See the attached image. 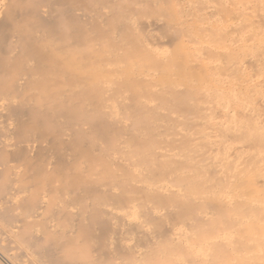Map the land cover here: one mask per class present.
Here are the masks:
<instances>
[{"label": "bare ground", "instance_id": "bare-ground-1", "mask_svg": "<svg viewBox=\"0 0 264 264\" xmlns=\"http://www.w3.org/2000/svg\"><path fill=\"white\" fill-rule=\"evenodd\" d=\"M157 4L0 0L5 264H264V164L255 163L264 153L211 141L203 129L195 137L197 94L161 86L158 95L136 78L150 67L144 43L155 46L150 34L162 29L138 24L136 11L151 15ZM137 48V61L150 58L135 66L143 74L122 67ZM91 71L105 78L92 81ZM172 110L188 113L182 128L195 135L175 129L184 121Z\"/></svg>", "mask_w": 264, "mask_h": 264}, {"label": "rangeland", "instance_id": "rangeland-1", "mask_svg": "<svg viewBox=\"0 0 264 264\" xmlns=\"http://www.w3.org/2000/svg\"><path fill=\"white\" fill-rule=\"evenodd\" d=\"M141 1L151 2L154 0H141ZM155 1H158L157 4L158 6L156 5L152 8L153 12L152 10L150 11V13H152L151 15L147 14L148 12L147 13L143 12L148 16L146 15L147 16L146 17L145 14H142V16L144 17H141L140 11L139 12L136 11L138 14H140V16L138 15L139 18H141L138 19L136 17L138 19V20L136 19L138 24L139 22L150 23L151 21L152 22L155 21L156 23L158 22L159 23L158 25H160V28H162L160 30L158 26L157 28L159 30L156 29V31L158 30L157 32H153L150 34L151 36L152 34L153 36H156L153 37V40L156 43L155 46L150 45L148 43L149 41L144 43L145 46L144 48L153 50L151 52H149L150 50H148L147 52L146 50H144L143 52L145 53H142V55H144L149 52L150 55H152L149 56L148 55L149 53L147 54L149 57H151V59L148 58L150 59V67L148 68L149 64L147 63L148 66H146V68L148 69L143 71L144 74H146L145 71L148 73V77L147 75H145L143 79L142 77L144 76V74L143 72L142 73L140 72L142 70L140 71L138 70L139 73L143 75L136 76V78L140 77L139 79H141L142 82L138 78L137 80H139L142 83V87L143 86L147 88L151 87L150 89L151 90L153 89V92L158 93V95H160L159 89L161 86L162 88H165L163 91H165L166 88L167 90L169 89L172 90V92L170 90L169 91L166 90L165 91L166 94L168 92L170 94L171 92V94L173 95L176 91L177 92L179 91L180 94H183L184 96L189 94V92H191V94L192 93L197 94V96L195 97L196 99H194L196 101L191 102L189 99L190 101L189 103L195 105L193 102H196V105L199 106L198 108L199 112L197 114L200 115H198L199 117L197 115H196L197 117L195 116L197 119H195V117L193 116L194 117L193 121L195 123H193L192 120L190 122L189 120L190 118L188 117L189 118L188 119L186 117L187 125L193 123L195 127L196 123L198 122L196 126L197 127L196 129L198 130H196V132H194L195 128H193L194 130L193 129L191 130L186 127H183L184 131H182L183 130L182 126H184L185 124L184 117L188 113L184 114V117H179V116H183L184 112L182 113V115L181 113L180 115L177 114L178 111L177 112L175 111L177 115L174 113L171 114L173 110L170 111L169 113L170 116L173 117V119L175 118V120L177 119V121L178 120L184 121L182 122L183 125L180 121H178V123L179 122L181 123V126L178 127L180 124L179 123L177 128H175L178 132L182 133V135L183 133L186 135V134H192L194 132L196 135L194 133L192 135H195L196 137L200 135L199 130L203 129L201 132H204V134L207 135L206 136L207 138L209 136V140L215 139L216 141L214 142H218L220 141L218 137L221 140L222 139L225 140L226 138L227 142H229V144H231L232 146L238 145V147L236 148H239V146L248 147V148H242L243 150L245 149L244 152L248 153V151L249 152L251 151L253 153L254 151L255 152L254 155H256L257 151L258 152L260 151L263 154L264 153V0H167V1L155 0ZM139 8L141 10L143 9L141 7H138L137 10H140ZM158 10L162 12H159ZM157 11L159 12V14ZM155 15H157V19H154V17L156 18ZM158 15L159 16L161 15V17H159ZM168 16L170 19L168 18ZM165 28L166 30H169V32L166 31L163 32ZM137 51L138 48L136 49V56H133L134 53L131 54V56L134 59L136 58L138 59V55L140 58V54L142 50L140 49V52ZM129 55L127 57L128 59H130V61L126 63L123 60L125 57V61H127L128 60L127 57L126 56L122 57L121 61H123L122 63H124L122 67L125 68L128 66L127 69L125 68V70L129 71L130 69H132L133 66L134 67L133 69L135 70L132 69V71L133 72L137 71L136 69L137 66H140L138 65V62H141L143 58L141 56V60L139 59L140 61L139 60L137 61L136 59L137 62L136 64H134L135 63L134 59L132 57L129 58ZM152 57L154 58V60ZM148 59L146 60L148 61ZM131 61L133 63H131ZM144 61L145 60H143V62ZM152 61L153 62L156 61L155 62L156 64L154 63L155 66L152 63ZM157 62H159V64ZM151 66L152 69L154 68L153 70L151 69ZM160 67L163 68L159 70ZM155 68H156V72L154 71ZM138 69H142V68L138 67ZM149 69H151L152 72H149L150 71ZM125 70H124L125 74H128L130 72V71L129 72L126 71L127 72L126 73ZM91 72L93 73L94 71ZM96 73L95 72L93 73L94 77H92L93 75H90L92 77V81H94L93 78L96 77L97 75ZM104 73L105 72H103V76ZM149 74H151L152 77L151 75L149 76ZM101 75L97 76L98 78L99 77L101 78L99 79L97 78L98 80L95 78V81L96 80L99 81L100 79L103 80L105 78ZM123 77L125 78V75ZM122 80L121 82L124 81ZM145 80L146 81L151 80V81L149 83L146 82L147 84L143 85L145 84ZM158 80L160 81V84H158L159 82ZM139 81L137 83H139ZM156 81L158 82L156 83ZM169 82L171 83V86H169L170 85ZM150 83H153V85H155L156 88L155 86H151L152 84L148 86V84ZM183 91L185 94L187 92L188 93L185 95ZM110 93L113 94L114 92H110ZM112 94H110L111 97ZM166 94L164 95L161 94V95L164 97ZM166 96L168 97L169 95ZM186 97H189V95ZM153 98L156 101L160 97L157 98L156 96L157 99L155 97ZM166 100H170V99L166 98ZM112 101L113 98L111 101H109L110 105L112 104L111 103ZM155 101L151 100V103ZM159 101L157 100L156 102L159 103ZM156 102L151 105L154 107L156 105L157 107L158 103ZM166 108L167 110H169L168 107ZM164 110H162V112L167 114V111ZM192 114L194 115V113ZM203 114L205 116V119H203L204 118ZM201 116L202 118H200ZM250 126L251 128H253L254 131L251 130ZM187 129L189 130V132ZM240 129L241 130L243 129L244 132L243 130L241 131ZM204 130L206 131V133ZM197 131H199L198 135H197ZM220 132L221 134L222 132L224 134H222V136H219L221 135L219 134ZM252 135L254 136L257 135L256 136L257 139L258 137L260 138V141H262V145H263L262 147H261V142H259L260 143L259 144L258 141H256V139L253 140L255 141V143L257 142L256 144H254L252 139L255 137H252ZM176 137L180 139L179 137H181V134L180 136L177 134ZM250 139L251 141H249ZM226 140L224 142H226ZM233 140L236 141L234 142ZM221 142L222 141H220V143ZM246 142L249 145L252 144L250 146L253 145L254 146L252 148L251 147L249 148V145L246 144ZM255 145H258V147H255ZM261 153L259 154L262 155ZM260 155L257 156V158L258 157L260 158ZM255 163H257L256 165L257 167L262 163L264 164V160H262L261 162L256 161ZM261 167L262 169H264L263 165ZM0 261L1 262L3 261L4 263V260L1 258Z\"/></svg>", "mask_w": 264, "mask_h": 264}]
</instances>
